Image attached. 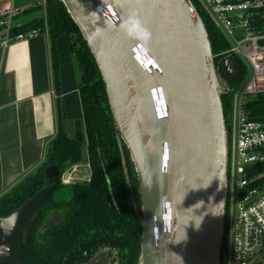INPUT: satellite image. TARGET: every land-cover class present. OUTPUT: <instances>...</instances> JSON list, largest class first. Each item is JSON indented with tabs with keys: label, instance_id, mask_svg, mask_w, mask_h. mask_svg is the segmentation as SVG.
<instances>
[{
	"label": "water",
	"instance_id": "obj_1",
	"mask_svg": "<svg viewBox=\"0 0 264 264\" xmlns=\"http://www.w3.org/2000/svg\"><path fill=\"white\" fill-rule=\"evenodd\" d=\"M60 1L100 74L138 212L120 142L136 174L142 216L138 264H221L229 138L207 31L191 1ZM220 70L228 85L240 74L231 58ZM138 122L150 134V147ZM59 172L47 166L45 182ZM67 173L78 183L89 177L87 167ZM54 188L37 191L0 217V264H23L18 238L26 240L35 219L30 217Z\"/></svg>",
	"mask_w": 264,
	"mask_h": 264
},
{
	"label": "trees",
	"instance_id": "obj_2",
	"mask_svg": "<svg viewBox=\"0 0 264 264\" xmlns=\"http://www.w3.org/2000/svg\"><path fill=\"white\" fill-rule=\"evenodd\" d=\"M190 1L203 21L210 42L215 69L222 76L220 64L225 59L222 54L229 48V43L222 33L213 26L197 4L193 0ZM45 3L46 17L44 22L49 27L52 36L65 34L68 37L70 49L75 55L80 70V98L83 110L84 133H77L74 141L68 140L62 133L58 134L49 146L43 167L0 199V217L9 215L41 187L43 171L47 166H57L60 169V173H62L69 167L79 164L81 148L85 145L91 172V182L86 187H73L72 200L68 205L76 215H80L79 212L77 213V208L82 211H89L93 220L92 223L98 228L97 230L111 227L113 228L111 234H114V238L126 237L128 240L131 238L132 251L130 256L135 260L139 249H136L134 245L140 242V228H138V221L135 218L132 202L128 194V185L116 140V132L106 101L104 85L77 26L70 18L62 2L60 0H45ZM42 27L43 20L22 26L19 31L27 32ZM261 30L264 32V22ZM231 59L239 67L240 74L233 85H227L228 91L220 95L227 134H229L231 128L230 112L234 93L246 74V64L238 57H231ZM242 98L240 106L247 119L251 122L259 123L264 128V93L243 95ZM120 145L136 206L139 207L136 174L126 148L122 142H120ZM259 174H264V165L255 166L247 171L248 178H253ZM252 187L264 192V176L254 182ZM127 211L130 212L128 213ZM117 227L119 230H116ZM128 228L130 229V236L125 235L126 232L129 233ZM77 230L78 228H67L65 238L68 240L77 239ZM52 249L53 252H56L53 254L54 256H59L64 251H71L69 248L68 250ZM18 250L23 264H28L32 253L33 256H43L45 251L42 244L39 248L19 245ZM225 251L226 236L224 230L221 258L224 256Z\"/></svg>",
	"mask_w": 264,
	"mask_h": 264
},
{
	"label": "crops",
	"instance_id": "obj_3",
	"mask_svg": "<svg viewBox=\"0 0 264 264\" xmlns=\"http://www.w3.org/2000/svg\"><path fill=\"white\" fill-rule=\"evenodd\" d=\"M45 0H0L13 33L43 20L38 34L0 48V199L41 169L51 142L84 133L80 70L65 34L52 36ZM29 32V31H27ZM86 146L77 166H86ZM73 167V168H75Z\"/></svg>",
	"mask_w": 264,
	"mask_h": 264
},
{
	"label": "built area",
	"instance_id": "obj_4",
	"mask_svg": "<svg viewBox=\"0 0 264 264\" xmlns=\"http://www.w3.org/2000/svg\"><path fill=\"white\" fill-rule=\"evenodd\" d=\"M193 1L229 43V48L222 54L224 58L238 57L250 68L251 76L243 95L264 93V32L261 30L264 0ZM14 14L13 10L0 13L1 49L38 34L36 30L13 33L11 23ZM217 76L219 80L223 78L218 73ZM240 104L237 109L234 96L231 128L227 134L226 251L221 264H260L264 252V192L252 185L264 174L248 178L247 171L264 165V128L249 121ZM225 221H228L226 225Z\"/></svg>",
	"mask_w": 264,
	"mask_h": 264
},
{
	"label": "flooded vegetation",
	"instance_id": "obj_5",
	"mask_svg": "<svg viewBox=\"0 0 264 264\" xmlns=\"http://www.w3.org/2000/svg\"><path fill=\"white\" fill-rule=\"evenodd\" d=\"M78 167H87L89 172V177L80 181V183L74 181L69 176H65L67 172L74 169L73 166L69 167L62 173L59 172V175L49 182H45L43 177L42 185L36 190V192L50 185H54L55 188L47 199H45L43 204L37 209L36 213L30 217V219L35 218L34 223L32 224L25 241L23 240L22 235L19 236L17 249L19 245L39 248L42 244L45 250L44 255L33 256L32 253L28 264H138L141 243L140 224L142 219L140 205L139 207L136 206L138 212H136L133 207L135 218L138 221V228H140V242L134 245L136 249H139V253L137 252V257L134 260L130 256L132 251L130 242L131 238L129 240L126 237H120L118 239L114 238V234H111V231H113V228L111 227H109V229L97 230L98 228L92 223L93 220L90 217L89 211H82L77 208V213L79 212L80 215H76L74 211L70 209L68 203L72 200L73 187H86L91 182L89 164L86 166H77L75 168ZM34 194H32V196ZM128 194L132 202L129 189ZM65 196H67V198ZM127 212L129 213L130 211ZM49 221H52L54 225L43 229ZM67 228H78L77 239L68 240L65 238ZM116 230H119V228L117 227ZM128 230L129 233L126 232L125 235L130 236V229L128 228ZM71 244L72 246H70ZM52 248H60L64 250H68L69 248L71 251L59 252V256H54L53 254L56 252H53Z\"/></svg>",
	"mask_w": 264,
	"mask_h": 264
},
{
	"label": "rangeland",
	"instance_id": "obj_6",
	"mask_svg": "<svg viewBox=\"0 0 264 264\" xmlns=\"http://www.w3.org/2000/svg\"><path fill=\"white\" fill-rule=\"evenodd\" d=\"M250 76H251V70L250 68L246 65V74H245V78L244 80L242 81V83L238 86L236 92L234 93L235 97H236V108L238 109V106H239V103L242 102L243 98H242V95H243V92H244V89H245V86L247 85L249 79H250ZM219 87L221 89V92H224V90H227V87H226V83L224 81L223 78H221L219 80ZM227 92V91H226ZM225 92V93H226ZM222 94V93H221ZM76 166V165H75ZM73 166V167H75ZM67 198V196H65ZM228 221H225V225L227 224ZM260 264H264V252H263V257L260 259L259 261Z\"/></svg>",
	"mask_w": 264,
	"mask_h": 264
},
{
	"label": "bare ground",
	"instance_id": "obj_7",
	"mask_svg": "<svg viewBox=\"0 0 264 264\" xmlns=\"http://www.w3.org/2000/svg\"><path fill=\"white\" fill-rule=\"evenodd\" d=\"M127 91H128L131 98H135L138 95L134 89L132 80H127ZM137 129H138V132H139V134L143 140L144 145L147 147H150L148 144L150 134L145 130V128L139 122L137 123Z\"/></svg>",
	"mask_w": 264,
	"mask_h": 264
}]
</instances>
